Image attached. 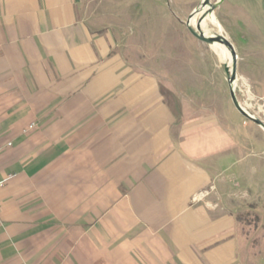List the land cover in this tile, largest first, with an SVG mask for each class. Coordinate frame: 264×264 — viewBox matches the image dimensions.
<instances>
[{
  "label": "crops",
  "instance_id": "crops-1",
  "mask_svg": "<svg viewBox=\"0 0 264 264\" xmlns=\"http://www.w3.org/2000/svg\"><path fill=\"white\" fill-rule=\"evenodd\" d=\"M201 2L0 0V264H264L243 223L264 222V131L228 116L214 56L116 54L118 5L187 21ZM214 5L264 98V0Z\"/></svg>",
  "mask_w": 264,
  "mask_h": 264
},
{
  "label": "rangeland",
  "instance_id": "rangeland-1",
  "mask_svg": "<svg viewBox=\"0 0 264 264\" xmlns=\"http://www.w3.org/2000/svg\"><path fill=\"white\" fill-rule=\"evenodd\" d=\"M214 3L215 0H210V4L214 5ZM126 8L125 4L118 5V12L113 14L110 19L113 26L111 33L116 38V54L118 56H125L134 64L144 63L148 65L149 69L153 70H167L168 68L165 65L169 62L171 64L170 60L165 61L168 56H214V60L211 63L213 70L219 76L216 81L219 83L221 81L223 85L227 84L224 67L228 62L222 63L213 48L194 38L183 24L180 25L179 19H181V16L183 17L182 21H186L188 14H181L180 16L169 8L167 4L164 5L163 10H160L159 7L157 12L155 9L152 10V8L147 12L148 8H145L144 12L133 15L125 14ZM195 20L193 21L194 23ZM213 29L208 26L206 31L209 34L211 32H219V30L216 29L217 31H214ZM140 40L142 41L141 44ZM230 64L231 62L228 65ZM178 66H182V64L179 63ZM165 75L173 77L174 74L165 72ZM244 82L243 77L238 75V83L236 85L238 101L242 105L246 104L251 114L264 121V98L256 97L249 86L244 87ZM219 102L220 95L213 94L212 104L214 106L208 110L214 111L219 115L222 114L226 109L216 108V104ZM227 114L236 119L241 118V114L233 104H230ZM261 209H264V206ZM261 212L264 213V210H261ZM257 216L256 213H252L245 217L243 223L246 229L254 227L264 229V222L258 220Z\"/></svg>",
  "mask_w": 264,
  "mask_h": 264
},
{
  "label": "water",
  "instance_id": "water-1",
  "mask_svg": "<svg viewBox=\"0 0 264 264\" xmlns=\"http://www.w3.org/2000/svg\"><path fill=\"white\" fill-rule=\"evenodd\" d=\"M205 2L209 6V12L207 14V18L209 19V18H211V16H213V13H214L217 5L210 4V0H205ZM203 3H204V0H202L199 7L196 8V10L191 14V16L185 22V26L194 38H196L197 40L207 44L211 48H213V47H226L230 51V53H231V64L225 66V72L227 75V82L229 85L230 96H231L233 105L236 108V110L243 117H245L247 120L253 122L254 124L258 125L264 131V121H262L261 119H259L257 117H254L249 112H247L245 110V108L240 104V102L238 101V98L236 96V87L235 86L238 83V74H237V60H238V58H237L234 47L232 46V44L228 41V39L223 34H214L213 32L208 34V33L202 32L199 29L198 24H199V22L203 16L200 18H197V17L201 12ZM194 19H197V20H195V23L193 22ZM212 208L215 209L216 204H213Z\"/></svg>",
  "mask_w": 264,
  "mask_h": 264
},
{
  "label": "bare ground",
  "instance_id": "bare-ground-1",
  "mask_svg": "<svg viewBox=\"0 0 264 264\" xmlns=\"http://www.w3.org/2000/svg\"><path fill=\"white\" fill-rule=\"evenodd\" d=\"M208 12H209V6L204 0V3L202 4L201 12H200V14L197 17V18H200V17L203 16L202 19L200 20L199 24H198L199 25V29L202 32H205V33L209 34V32L206 31V28L208 26H211L212 28H214L213 29L214 31L216 29L219 30V32L216 30L217 33H214V34H222V28L219 25V23L217 22L215 16H211V18H209V19L207 18ZM213 50L216 52V54L219 56V59L222 62H228V64L231 62V53L226 47H213ZM243 85H244V87L247 86V84L245 82L243 83Z\"/></svg>",
  "mask_w": 264,
  "mask_h": 264
},
{
  "label": "built area",
  "instance_id": "built-area-1",
  "mask_svg": "<svg viewBox=\"0 0 264 264\" xmlns=\"http://www.w3.org/2000/svg\"><path fill=\"white\" fill-rule=\"evenodd\" d=\"M241 105H242V104H241ZM242 106L245 108V110H246L247 112H249V111H248V108H249V107H248L246 104H245V105H242ZM249 113H250V112H249ZM250 114H251V113H250ZM251 115H253V114H251ZM253 116H254V115H253ZM254 117H255V116H254ZM33 127H34V126H30V128H33ZM9 145H10V144H9ZM0 151H1V149H0ZM3 185H4V182L0 181V187H2ZM213 189H214L213 187L210 188V190H213ZM1 207H2V206H1V204H0V210H1Z\"/></svg>",
  "mask_w": 264,
  "mask_h": 264
}]
</instances>
